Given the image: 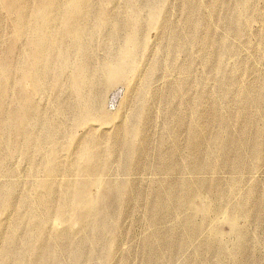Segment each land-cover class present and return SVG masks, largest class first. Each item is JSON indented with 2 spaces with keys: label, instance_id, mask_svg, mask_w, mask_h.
<instances>
[{
  "label": "rangeland",
  "instance_id": "obj_1",
  "mask_svg": "<svg viewBox=\"0 0 264 264\" xmlns=\"http://www.w3.org/2000/svg\"><path fill=\"white\" fill-rule=\"evenodd\" d=\"M0 121V264H264V0H0Z\"/></svg>",
  "mask_w": 264,
  "mask_h": 264
},
{
  "label": "bare ground",
  "instance_id": "obj_2",
  "mask_svg": "<svg viewBox=\"0 0 264 264\" xmlns=\"http://www.w3.org/2000/svg\"><path fill=\"white\" fill-rule=\"evenodd\" d=\"M127 41H128V43L130 45L134 46L136 44V37H134L132 35H129ZM39 49H41V50H39ZM43 49H46L45 45H42V46L40 45L38 48H34V52L36 53V56H37V61H36V65L34 67V71H30V73L33 74L32 77H35V74L38 75V76L44 75L45 72L47 71V69H51L52 67H54L56 65V63H54V62L53 63L52 62L51 63L44 62L45 53H44ZM118 54L123 56V58L121 56H118L119 59H120V63H113L112 64V61L108 60V62L106 64V69H107L108 75L112 79H115L116 76H120V75H122L124 73H127L131 69L129 63L126 61L127 57L130 55L129 52L127 53L125 51H122V52H119ZM79 69H81V64L79 65ZM122 77H124V76H122ZM122 77H120V78H122ZM87 78L88 77L84 75L82 77V82L85 83ZM115 81H117V80H115ZM112 83H114V80H109L108 81V84H112ZM100 109H101V107L99 108V110L93 109L89 105V101H88V104L86 103L84 111L81 113V115L83 116V114H85L86 116H90L91 118L95 119L96 118L95 115L99 114ZM83 117H81L80 120L84 119ZM0 124H1V121H0ZM0 127H1V125H0ZM102 200L103 199H101L99 202H97V204H93L91 206V209L89 208V212H90L91 215H94V214H96L97 212H100V211L109 213L108 216L110 215V213H112V210L109 208L108 204L106 202H104V201L102 202ZM160 203L162 204V202H160ZM50 211L51 210L47 211V214H46V220L47 221H49L52 218V214L53 213H50ZM52 211H53V209H52ZM203 211H206V209H203ZM56 216H57V219L59 221H64V220L69 221V218H66L65 215H60L59 214V215H56ZM233 216H235V214H233ZM77 217L81 218V214H78ZM83 217H84V215H83ZM41 218H44V217L42 216ZM73 226H75V224H73ZM230 229L233 230V226H231ZM75 250H78V246L75 247ZM9 252H11V250ZM55 254H56V252H55ZM46 264H48V263H46Z\"/></svg>",
  "mask_w": 264,
  "mask_h": 264
}]
</instances>
